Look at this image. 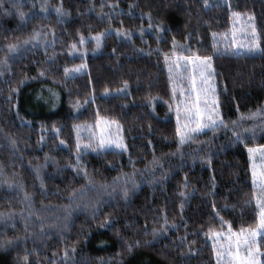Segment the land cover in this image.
Instances as JSON below:
<instances>
[{"label":"trees","instance_id":"1","mask_svg":"<svg viewBox=\"0 0 264 264\" xmlns=\"http://www.w3.org/2000/svg\"><path fill=\"white\" fill-rule=\"evenodd\" d=\"M0 2V264H217L214 235L258 225L248 150L264 147V0ZM243 32L256 52L233 54ZM196 56L212 57L227 127L181 143L190 79L174 62ZM100 121L126 150L84 148Z\"/></svg>","mask_w":264,"mask_h":264},{"label":"snow or ice","instance_id":"2","mask_svg":"<svg viewBox=\"0 0 264 264\" xmlns=\"http://www.w3.org/2000/svg\"><path fill=\"white\" fill-rule=\"evenodd\" d=\"M205 4L207 6V0H205ZM0 7H2V2H0ZM12 7L16 8L17 6L15 4L12 5ZM44 10V9H42ZM18 14L20 18L23 20L24 19V12L19 11L17 8ZM57 15L63 16L66 15L67 13L64 12L62 7H57L55 10ZM7 14V13H6ZM234 16L239 17V13H233ZM249 19H252L249 17ZM163 30V29H161ZM253 32H255V29L253 28ZM118 35H121V33H117ZM40 33H34V35L31 37L30 40H25L23 43L25 45L31 43L32 41H36L37 43L39 42L40 38ZM215 36V34H213ZM126 38L130 39L131 35L126 34ZM96 41V46L97 48L100 47L101 44V36L98 35L94 37ZM81 43H83V38H81ZM20 45L18 44H10L8 45V51L10 54H15L19 50ZM215 47V44H214ZM72 48L75 49L76 45L73 44ZM253 48H249L248 51H253ZM237 55L240 53L237 52ZM167 59V58H166ZM188 63H192L194 65L193 72L190 76L191 79V89L192 92L195 93V99L191 103L185 102L184 107H185V119L188 123L185 124V128L187 129V132H181L180 127H179V108L177 109L178 112V128H177V133L180 135L181 143L187 142V140L191 139L193 135H197L200 132H202L205 128H211L213 131H215L217 128L221 127H227L225 124L224 120L220 117V114L218 112V105L216 100H211L209 101L207 99V95L209 91L212 93L215 92L214 86L209 85L207 88L204 87V85H207L209 80L212 79L215 75V71L212 66V57L211 56H196L195 58L192 57H184ZM7 58H5L4 61L0 62V65L2 66H7ZM83 67V66H81ZM177 68H179V65H176ZM80 68H75V69H68L65 68L64 72L65 75L68 76L70 72H79ZM173 71L172 67H169V72L171 73ZM40 75H43V73H40ZM197 78H199L200 81V87L198 88L197 86ZM170 79L172 77L170 76ZM181 80L185 79V77L181 76ZM173 94L175 95V88ZM205 97L203 101V105H201V96ZM181 95H184L183 90L181 91ZM259 115V112L252 113L248 116H242L241 119H255ZM234 124L236 122H233ZM194 125V127L192 126ZM119 127V126H118ZM237 140L240 139L239 134H236ZM63 143V141H61ZM13 144H15V141H13ZM115 146L118 149H125L126 146L123 144L122 138L119 140H111V141H105L103 137L100 138L98 144H87L84 145V148H92L93 151H96L97 149H106L108 147ZM80 145L79 143L77 144V149L79 150ZM253 152V149H249L250 153V158H251V153ZM80 161V156L77 155V164H79ZM254 175V182H255V173ZM84 176L86 179L89 180V183L91 184L92 181L88 177V173L85 171ZM261 184L264 185V174L261 176ZM9 187H12V185H9ZM127 189L124 190V195L125 197L127 196ZM183 196L184 193H181ZM27 198V197H26ZM258 206L261 208L260 212V221H259V231L264 232V203L261 201H257ZM0 218H3L2 215H0ZM153 237H156L159 235L155 230L152 233ZM219 236V233L216 234ZM257 235L256 231H249L247 235H242L240 233H237L235 237L229 236L227 237L228 243L227 245H221L219 248H217L214 245V252L217 257V264H261V262L257 259L258 255H264L259 252V248H256L253 250V246L256 244L255 237ZM10 243V242H9ZM138 244V242H137ZM244 250V255H241V250ZM129 252L132 251V246H129L128 248ZM65 256H67V253H65ZM26 259V258H25Z\"/></svg>","mask_w":264,"mask_h":264},{"label":"rangeland","instance_id":"3","mask_svg":"<svg viewBox=\"0 0 264 264\" xmlns=\"http://www.w3.org/2000/svg\"><path fill=\"white\" fill-rule=\"evenodd\" d=\"M241 21H238V24ZM248 25V24H247ZM246 25V26H247ZM255 39V34L248 32V36H246V33H240L238 35H235L234 38L228 42L229 46L231 47V52L233 54H236L237 52H239L240 54H251L256 52V44L254 45L252 42ZM249 40V41H248ZM249 48H253V51H248ZM76 56L79 57H83V54H77ZM176 65H179L180 67L177 68ZM174 66L176 69V73L178 74V77L180 79V77L183 75V73L188 74V79H190V76L193 72V68L194 65L192 63H188L186 60L177 62H174ZM210 81V80H209ZM209 83V82H208ZM209 85V84H207ZM207 85H204L205 88H207ZM197 86L198 88L200 87V81L199 78H197ZM188 87H190L189 91L185 93V97L182 95L181 97V102L179 103V127L181 132H187V129L184 127L186 123H188L185 119V107L184 104L185 102L187 103H191L194 99H195V93L192 92L191 89V79L188 81ZM187 99V100H186ZM205 97L201 96V105H203V101H204ZM207 99L209 101L214 99V94L209 91L208 95H207ZM215 100V99H214ZM194 127V125H192ZM209 128H205L202 132H205L206 130H208ZM200 132V133H202ZM90 135L91 133L93 134V138H94V142L96 144L99 143V140L101 137H103L105 139V141H111V140H119L121 139L118 131L116 129V127L108 122L105 121H100L98 122V124L96 125L95 129L93 131H89ZM88 137V136H87ZM90 138V136H89ZM179 139H180V135H179ZM106 149H115V150H119L118 148H116L114 145L112 147H108ZM253 149V152L251 153V164H252V169H253V174L255 173V182L253 183L254 188L256 189V193H255V201L257 204V201H261L262 203H264V185L261 184V176L262 174H264V147H258V148H250ZM249 152V150H248ZM250 155V153H249ZM253 180H254V175H253ZM258 211H259V221H260V212H261V208L258 206ZM251 231H256L257 235L255 237L256 240V244L253 246V250H255L256 248H258V241L259 238L264 235V232L259 231V223L256 227H254L253 229H250ZM250 230H240V231H236V232H232V231H223L222 233H219V236L214 235V240L213 243L214 245H216L217 248H219L221 245H227L228 240L227 237L232 236L235 237L237 233H240L242 235H247L249 233ZM244 250L242 247L241 250V255H244ZM257 259L261 262L260 260V255L257 256ZM221 264H223V262H221Z\"/></svg>","mask_w":264,"mask_h":264}]
</instances>
